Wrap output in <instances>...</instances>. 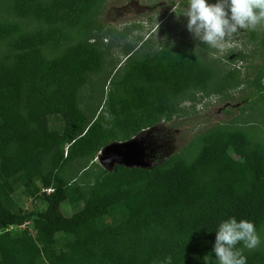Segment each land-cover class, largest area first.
<instances>
[{"label": "trees", "instance_id": "trees-1", "mask_svg": "<svg viewBox=\"0 0 264 264\" xmlns=\"http://www.w3.org/2000/svg\"><path fill=\"white\" fill-rule=\"evenodd\" d=\"M95 2L15 0L13 10L18 17L73 25ZM17 32L14 24H0V41L16 35L13 54L0 60V264H111L108 255L115 249L130 264H153L168 256L172 264H216L213 246L221 221L247 219L256 231L264 224V146L243 152L238 132L208 135L189 165L115 166L84 199L77 185L70 187L54 171L64 159L92 155L114 139L101 121L86 124L74 104L85 75L99 71V56L88 44H78L45 60L40 47L58 45L62 33ZM257 74L262 78L264 68ZM209 76L185 53L160 51L133 61L109 93L114 127L128 137L138 134L174 111L171 99L188 89L202 90ZM252 86L255 104L264 87ZM49 117L60 122L59 130L48 128ZM49 150H54L51 171L44 174L40 154ZM47 188L52 191L40 192ZM19 189L25 197L39 193L44 209L8 208L4 199ZM63 202H82V207L66 217L60 211ZM102 221L110 231L99 237L94 232ZM25 223L29 228L9 232ZM243 255L247 264H264L258 253Z\"/></svg>", "mask_w": 264, "mask_h": 264}, {"label": "rangeland", "instance_id": "rangeland-1", "mask_svg": "<svg viewBox=\"0 0 264 264\" xmlns=\"http://www.w3.org/2000/svg\"><path fill=\"white\" fill-rule=\"evenodd\" d=\"M14 1L0 0V24H14L17 34L49 29L62 33L58 45L47 43L40 47L45 60L56 58L78 44H88L98 54L100 69L85 75L74 94V104L86 124L96 119L104 124L103 129L111 132L114 139L108 144L137 135L128 137L114 127L108 107L112 85L125 76L130 63L168 51L188 54L208 70L210 76L202 90L188 89L171 99L174 111L158 116L155 123L138 133L148 143L150 161L145 170L189 165L212 134L241 133L245 141L243 152L254 150L255 145L264 146V96L251 104L257 99L252 83L264 87V76L260 78L257 74L258 69L264 68V21L252 29L240 30L221 46L211 47L187 30V17L182 15L186 0H96L85 14L75 18L73 25L47 24L33 16L18 17L13 10ZM206 2L215 4L217 0ZM15 36L0 41V60L13 54L11 42ZM59 124L56 118H48L50 130H59ZM102 148L89 156L64 159L54 174L70 187L77 185L83 198H89L104 173L112 171L98 161ZM53 153L54 150H49L40 154L44 174L51 171ZM37 185L40 189L39 182ZM4 203L19 213L44 209L39 193L25 197L22 189L5 198ZM81 207L82 202L74 206L63 202L60 211L69 217ZM20 228H29V224ZM109 231V223L102 221L94 234L100 237ZM9 232L18 233V228ZM257 232L261 238L258 248L251 251L243 245L238 248L243 254L258 253L264 261V224ZM108 258L111 264H130L119 249Z\"/></svg>", "mask_w": 264, "mask_h": 264}, {"label": "clouds", "instance_id": "clouds-1", "mask_svg": "<svg viewBox=\"0 0 264 264\" xmlns=\"http://www.w3.org/2000/svg\"><path fill=\"white\" fill-rule=\"evenodd\" d=\"M186 5L182 15L187 17V30L211 47L221 46L240 30L252 29L264 21V0H217L215 4L206 0H186ZM175 7L177 5L173 12ZM215 233L216 264H247V257L237 245L242 244L251 251L261 244L255 223L247 219L237 220L233 216L223 220ZM210 255L204 257L205 262ZM153 264H172V257L153 261Z\"/></svg>", "mask_w": 264, "mask_h": 264}, {"label": "water", "instance_id": "water-1", "mask_svg": "<svg viewBox=\"0 0 264 264\" xmlns=\"http://www.w3.org/2000/svg\"><path fill=\"white\" fill-rule=\"evenodd\" d=\"M139 136L137 134L127 141L112 142L104 146L98 157L99 163L108 170H112L115 166L147 168L150 161L147 157L148 143ZM142 157H145V161Z\"/></svg>", "mask_w": 264, "mask_h": 264}, {"label": "built area", "instance_id": "built-area-1", "mask_svg": "<svg viewBox=\"0 0 264 264\" xmlns=\"http://www.w3.org/2000/svg\"><path fill=\"white\" fill-rule=\"evenodd\" d=\"M52 191V189L51 188H47V189H41L40 190V192H45V193H50ZM22 225H20V226H17V227H9V229H12V228H18V229H21L20 227H21Z\"/></svg>", "mask_w": 264, "mask_h": 264}]
</instances>
